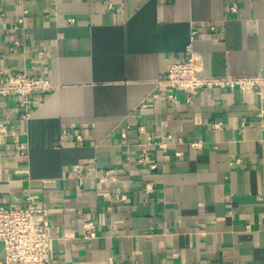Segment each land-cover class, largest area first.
<instances>
[{
	"label": "crops",
	"instance_id": "0c3cea01",
	"mask_svg": "<svg viewBox=\"0 0 264 264\" xmlns=\"http://www.w3.org/2000/svg\"><path fill=\"white\" fill-rule=\"evenodd\" d=\"M113 1L0 3V71L58 85L26 121L0 98V207L48 208L50 264H264V83L174 103L157 84L188 47L201 76H264V0ZM147 136L167 144L153 170Z\"/></svg>",
	"mask_w": 264,
	"mask_h": 264
},
{
	"label": "built area",
	"instance_id": "2783aa9c",
	"mask_svg": "<svg viewBox=\"0 0 264 264\" xmlns=\"http://www.w3.org/2000/svg\"><path fill=\"white\" fill-rule=\"evenodd\" d=\"M20 1V0H0ZM110 11L116 12L115 2L113 0H104ZM228 12L235 13L234 6L228 7ZM23 22L22 18L17 20L14 28ZM213 25L192 28L189 33V42H192L196 36L206 31H214ZM22 45L15 42L14 47ZM201 60L197 55L192 53L188 47L185 56L179 61L167 64L164 70V76L158 80L157 84L171 90L166 98L174 103L176 96L174 92H185L187 100L200 89H225L235 88L242 93L251 92L254 88H259L264 83V76L255 77H204L200 75ZM58 85L50 82L44 77H29L24 72L9 74L0 71V98L10 97L14 102L18 116L21 120H28L33 114L34 107L32 99L34 95H40L45 98L57 90ZM173 92V93H172ZM213 130H220L222 124L213 122L208 124ZM71 128V127H70ZM68 128V129H70ZM138 132L144 134L143 127H138ZM74 132L64 130V135H71ZM76 140H81V135L73 134ZM121 139H125V133L120 134ZM166 138H170L169 135ZM180 142V138L177 139ZM199 142L189 144L191 148L199 147ZM136 154V163L145 165L148 169L156 168L155 163H151L147 146H153L159 150L160 157L165 159L167 155V144L161 140L146 137V142L138 144ZM19 149H23V144H18ZM179 156L180 153H175ZM81 166L75 167L74 170L79 172ZM108 176L107 172H104ZM144 190L149 193L152 188L149 184H144ZM35 197H26L27 204L24 206L0 207V264H50L49 259V218L48 208L44 205L32 203ZM97 235L96 226L92 221L84 222L82 225V238L91 240Z\"/></svg>",
	"mask_w": 264,
	"mask_h": 264
}]
</instances>
